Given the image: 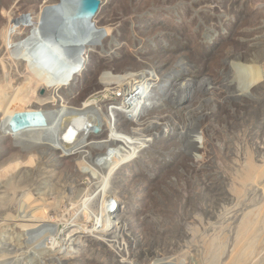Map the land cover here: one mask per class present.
<instances>
[{
	"label": "rangeland",
	"instance_id": "1",
	"mask_svg": "<svg viewBox=\"0 0 264 264\" xmlns=\"http://www.w3.org/2000/svg\"><path fill=\"white\" fill-rule=\"evenodd\" d=\"M100 1L92 26L72 8L45 17L66 58L49 78L80 51V87L63 95L100 103L43 116L55 126L40 136L7 126L39 108L16 102L30 77L7 52L45 4L62 2L0 0V264H233L239 223L262 208L239 264H264V0ZM127 79L153 99L139 117L114 116L123 143L98 144L108 128L88 127L121 102L104 88L124 91Z\"/></svg>",
	"mask_w": 264,
	"mask_h": 264
},
{
	"label": "bare ground",
	"instance_id": "2",
	"mask_svg": "<svg viewBox=\"0 0 264 264\" xmlns=\"http://www.w3.org/2000/svg\"><path fill=\"white\" fill-rule=\"evenodd\" d=\"M59 1L62 2L61 4H59L60 7L61 6L64 7V5L67 3L66 0H59ZM87 1L88 0H77L75 2V4H76L75 7L77 8V11H78V16L81 19L84 18L85 12L83 11V8L86 7L85 3ZM56 6H58V2L54 3V5L51 3L45 4L40 9L36 19L34 21H32L31 23H29V25L27 26V28L29 27V29L28 30L23 29L22 32H20L21 33L20 36H22L23 38L21 40H18V41L16 40L13 43V45H11V47L8 46L9 49L7 48L8 49L7 55H9L11 60H14L15 67H19V65H22L21 69H24L26 71L27 75L30 77V84L26 86V87H29V89H25L24 93L22 94L23 96L21 98L18 97L17 99H15L16 102L18 101L20 103H26V104H28V103L32 104V103L36 102L38 104V107H39L38 109H36L37 111H33L35 109H28V110H25L21 113H18V114L13 113L12 115H10L7 118V122H8L7 126L9 128L10 132H12V133H14V132L20 133L19 132V130H20L21 132H26L27 134L35 132V133H38L40 136H46L48 134V132L53 130V127L55 125L52 124L53 122L48 120V118H44L43 116H45V117L49 116V118L54 119L57 117V115H60V113L63 111H70L71 112L73 110L75 113L85 114L89 109H93V108L98 109L99 108L100 101L98 102L94 95L88 94L87 96H85L81 99V102L79 105H74V106L70 105L67 102L66 97L63 95V90L69 89L70 86L73 87L72 85L78 81L77 78L79 77V74L82 73V69L84 68V66L86 64L85 57H83L84 56L83 52L81 53L83 55L81 56V58H79L80 51H78L77 52L78 57L74 60L71 58V61H69L70 62L69 65H67V67H64L65 70H62V69L59 70L58 69L59 73L56 71L57 73L55 74V76L54 77L51 76V78H49V75L52 74V72H51L52 70L48 69V67L51 68L56 63V62H54V60L59 61L60 56L63 57V53L57 47L58 45H55L53 43V42L57 43L56 42L57 40L51 42L50 40L47 39V36L44 35V31H43L44 24H45L44 23L45 17L46 16L49 17L48 14L54 13L55 11H58V8H56ZM100 10H101V4L93 13H91L89 15L87 14L89 21H90V18L95 17L99 13ZM92 15H94V16H92ZM50 16L52 17L51 14H50ZM53 19H55V18H53ZM48 20H51V19H48ZM47 22H49V21H47ZM85 25H87V22L85 23ZM18 30H19V28H18ZM69 33H71V31ZM15 35H17V34H15ZM11 37H13V36H11ZM68 41H70L71 44H73L71 46L74 48H76V46L79 45L78 40L76 43L74 40H72V37H70V34L68 36ZM7 45H9V44H7ZM16 46H17V48L19 47L18 51L16 50ZM78 48H79V46L76 49H78ZM12 51L15 52V54ZM19 58H21V59H19ZM63 59L66 60V58H64V57H63ZM78 59H80V60L78 61ZM51 61H53V63H51ZM64 64H66V63H64ZM77 84L79 85V81ZM107 86H109V85H107ZM76 87H80V85L79 86L76 85ZM105 89L106 90H108V89L115 90V92L120 91L121 94L119 96L121 97V102L117 103V104H113V107H112V110L114 112L113 117L109 116V118L104 119V121H99L97 124L89 126L88 128L90 130V133L92 135H95V136L96 135L101 136L102 133L105 132V128H108L107 132H110V135L108 133V140L107 141L101 140L98 144H103V143H108V142H113V143H121L122 142L123 143V140H125V138L122 135H120L119 133H117L116 131L114 132V129H115L114 128L115 125H114V121H113L114 116L116 117V115L123 114V115L129 116V117H131V116L132 117H134V116L139 117L142 108L145 105L149 104L152 101L153 97L150 93L142 92L141 90H139L140 88H136V87H134V85L132 86V80H129V79H127V82L124 84V87H123L124 91H122L121 89H118V87H113V88L105 87L104 90ZM43 90H47V92L44 94H41L40 92ZM104 90L101 92H98L97 94L104 93ZM4 91H6L4 89V87H0V102H1V92H4ZM29 91H32L33 94L31 95L29 93ZM53 104L54 105L57 104L56 110L55 111L48 110L47 108ZM18 117L25 119L26 122H22L20 125H17L16 119ZM87 121L88 120L84 119V123H88ZM103 122H106V123H104V125H102ZM72 123H73V121H72ZM51 124H52V126H51ZM68 129L71 130V126ZM85 140H86V138H85ZM91 144H93V143H90V145ZM109 144H111V143H109ZM90 145H88V146H90ZM86 147L87 146H83L82 148H86ZM77 149H78L77 146L71 147V153L76 154ZM259 169H261V168H259ZM246 185H247V187H251L250 183H247ZM12 190L15 191V188L13 187ZM261 210L255 209V210L250 211L247 215H245V217L239 223V226H238V228L236 230V234H235V236H236L235 237L236 240H235V244H234L235 249H234L233 254H232L233 264H239V261H241V259L246 256L247 247H248V244H249L251 237L255 236L256 233L260 231V229H258L259 228L258 223H260L259 222L260 219L262 221V217L259 218L262 215L260 213ZM107 226H108V224L106 225V227ZM262 226H264V225H262ZM261 228L264 230L263 227H261ZM223 233H225V232H223ZM262 234H263V232H262ZM222 235H224V234H222ZM254 242H255V240H254ZM262 245L258 249L259 252L263 248ZM221 247H222V243L216 244V239H214L212 241L211 246H210V248L212 250L211 252H214L215 250L220 249ZM263 250H264V248H263Z\"/></svg>",
	"mask_w": 264,
	"mask_h": 264
},
{
	"label": "water",
	"instance_id": "3",
	"mask_svg": "<svg viewBox=\"0 0 264 264\" xmlns=\"http://www.w3.org/2000/svg\"><path fill=\"white\" fill-rule=\"evenodd\" d=\"M76 1L77 0H66L67 3L64 5V7L63 6L60 7L58 5V6H56V8H60V9L63 8L64 12L69 11V10L71 11V8H72V10L75 11L77 13V16H78V11H77V8L75 7V5H76L75 2ZM100 4H101L100 0H88L85 3L86 7L83 8V11L85 12L84 18L83 19H81L80 17L79 18L81 20H84V21L88 22L89 21L88 15L93 13L100 6ZM67 31L70 32V29H68ZM71 33L74 35L73 32H71ZM71 33H70V36H71ZM72 40L76 41L74 37L72 38ZM22 122H26V120L22 119L20 117H18L16 119V124L17 125H20Z\"/></svg>",
	"mask_w": 264,
	"mask_h": 264
},
{
	"label": "clouds",
	"instance_id": "4",
	"mask_svg": "<svg viewBox=\"0 0 264 264\" xmlns=\"http://www.w3.org/2000/svg\"><path fill=\"white\" fill-rule=\"evenodd\" d=\"M83 22H84V20H83ZM84 23H86V21H85ZM87 25L92 26V25L90 24V21L87 22ZM66 34H67V36H66V43H65V45H66V46H68V45H69V46L73 45V44H71L70 41H68V36H69L70 33L67 31ZM44 35H45V34H44ZM70 37H72V38L74 37V38H75V35H73V34L71 33V36H70ZM76 39H77V38H75V40H76ZM75 42L77 43V40H76ZM78 43H79V41H78ZM60 48H61V49H60ZM58 49H60V51H61V50H62V47H58Z\"/></svg>",
	"mask_w": 264,
	"mask_h": 264
}]
</instances>
